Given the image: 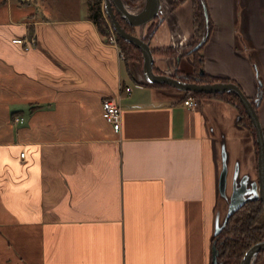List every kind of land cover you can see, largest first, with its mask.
Returning a JSON list of instances; mask_svg holds the SVG:
<instances>
[{"label":"crops","instance_id":"crops-1","mask_svg":"<svg viewBox=\"0 0 264 264\" xmlns=\"http://www.w3.org/2000/svg\"><path fill=\"white\" fill-rule=\"evenodd\" d=\"M172 1L160 0L161 19L131 26L148 36L155 74L181 70L177 56L155 50L186 49L195 39L193 1ZM75 2L84 3L80 12L52 16L38 0H0V264H211L215 217L226 205L221 143L229 180L236 161L254 178L252 131L224 98L146 82L141 51V60L121 57L87 0ZM204 3L209 37L197 53L204 71L251 99L261 87L264 131V0H239L236 22L234 0ZM14 37L35 42L24 50ZM118 94L116 132L101 102ZM188 94L196 106L183 104ZM230 129L252 143L254 159L241 156L244 143ZM255 264H264V253Z\"/></svg>","mask_w":264,"mask_h":264},{"label":"water","instance_id":"water-1","mask_svg":"<svg viewBox=\"0 0 264 264\" xmlns=\"http://www.w3.org/2000/svg\"><path fill=\"white\" fill-rule=\"evenodd\" d=\"M204 20L202 40L190 51H194L202 44L209 32V18L204 0H200ZM104 11L110 20L116 34L124 41L132 43L140 49L143 63V76L148 83H166L182 91L191 93H232L242 103L250 121L255 129L256 143L258 147L257 176L252 178L250 173H240L236 161L229 180L228 153L225 143H221L220 159L221 166L218 176L219 196L226 205L222 206L215 217L214 235H217L224 228L229 218L240 209L246 202L261 200L264 209V131L259 123L256 109L252 101L244 94L241 88L234 82L216 83H184L173 79L168 74H155L153 72V54L148 42L140 35L127 32L120 24L117 15L132 27L143 28L147 23L159 19L162 16L160 0H143L137 9L132 8L126 0H104ZM239 116H237L238 119ZM236 119V122H237ZM264 250V240L258 241L250 246L244 253L240 264H254L260 252ZM212 263L217 264L216 247H212Z\"/></svg>","mask_w":264,"mask_h":264},{"label":"trees","instance_id":"trees-1","mask_svg":"<svg viewBox=\"0 0 264 264\" xmlns=\"http://www.w3.org/2000/svg\"><path fill=\"white\" fill-rule=\"evenodd\" d=\"M130 2V0H126ZM137 0H132V2H136ZM184 0H173L172 5L176 6L183 2ZM193 1V25H194V40H198L201 37L203 30V15L200 6L199 0ZM89 6V14L92 21L97 26L98 30L101 32L103 36H106L108 33V24L102 12V0H87ZM123 23V28L132 33V27L128 25L124 20H121ZM210 25V23H209ZM118 42L121 46L124 55L127 59H138L141 60L140 50L135 47L132 43L124 41L122 38L118 36ZM156 52L166 53V51L160 50ZM199 53V51L193 53L194 54V62L197 67H201V57H198L195 54ZM167 54V53H166ZM207 81L217 80L215 77H211L207 75ZM228 80V79H227ZM198 97L205 96H219L224 98L228 102L233 105H236L238 108L241 117L240 122L244 121L249 129L252 131L253 135H255V130L253 125L250 123L249 118L242 107V104L239 98L232 93H223V94H208L202 92L193 93ZM262 95V89L259 87V96L258 99L250 100L254 103L255 109H257L258 102ZM255 147L257 148V144L255 143ZM264 239V214L261 210L260 202L250 201L247 203L245 207L241 210L235 212L228 220L224 228L217 235H214L212 238V243L216 247V255H217V264H240V261L246 252V250L252 246L254 243L261 241ZM211 264L212 261H211Z\"/></svg>","mask_w":264,"mask_h":264},{"label":"flooded vegetation","instance_id":"flooded-vegetation-1","mask_svg":"<svg viewBox=\"0 0 264 264\" xmlns=\"http://www.w3.org/2000/svg\"><path fill=\"white\" fill-rule=\"evenodd\" d=\"M131 2H132V0H130ZM185 1V0H184ZM200 1V0H199ZM136 2H138V0L136 1ZM201 6V5H200ZM202 10V9H201ZM117 18H118V20H119V22H120V24H121V26L123 25V23H122V21L121 20H123V19H121L118 15H117ZM156 19H158V17H156ZM159 23V22H158ZM158 23L156 22V24H154V25H152V28H153V26H154V29H156V27L158 26ZM123 27V26H122ZM150 30H151V27H150ZM132 31H133V28H132ZM151 32V31H150ZM155 32V31H154ZM202 33H203V30H202ZM148 35H149V33H148ZM208 37L209 36H207V38H206V40L202 43V44H200L199 46H198V48L196 49V50H194V51H191V52H188V51H190L193 47H195L198 43H200V41L202 40V34H201V37H200V39H198L197 41L196 40H194V42L191 44V45H189V46H187L186 47V49H182V50H180V49H176V48H174V49H165V51H166V53L169 55H172V56H177V59H181L182 57H188V56H191L192 55V57H193V59H194V54L193 53H195V52H197V51H199L204 45H205V42L208 40ZM148 36H146L145 37V39H144V41L145 42H148L149 43V41H148ZM152 51V50H151ZM197 54H195V56H196ZM198 57H201V60H202V62H203V56H200L199 54L197 55ZM202 62H201V64H202ZM192 71H190L189 73H184V72H182L181 70H174L172 73H170V74H168V75H170L173 79H176V80H178V81H181V82H184V83H196V84H205V83H216V82H223V83H225V82H231V81H229V80H227V79H223V78H216L215 77V79H217V80H214V81H207L208 80V78H207V73L204 71V68H203V65H201V67H197V65L195 64V62H194V60H193V63H192ZM209 76V75H208ZM164 84V83H163ZM166 84V83H165ZM164 84V85H165ZM166 85H168V84H166ZM238 85V84H237ZM170 86V85H169ZM239 86V85H238ZM174 89H177V88H175L174 87ZM177 90H179V89H177ZM180 91H182V90H180ZM182 92H184V93H190V92H188V91H182ZM194 93H196V92H194ZM209 94H223V93H209ZM258 96H259V93L257 94V96L255 97V98H252V100H256V99H258ZM250 99V98H249ZM261 99V98H260ZM242 104V103H241ZM253 105H254V103H253ZM236 106V105H235ZM242 107H243V105H242ZM243 109H244V107H243ZM245 110V109H244ZM246 112V111H245ZM247 114V113H246ZM238 122L240 123V124H243L245 127H247L248 129H249V127L246 125V124H244V121H242V122H240V117H241V114H240V112H239V114H238ZM248 116V115H247ZM249 118V117H248ZM249 121H250V118H249ZM250 123H251V121H250ZM252 124V123H251ZM255 130V129H254ZM253 138H254V142L256 143V134L255 135H253ZM255 143H254V153H255V158H256V164H257V158H258V147L256 148L255 147ZM257 144V143H256ZM252 201H256V202H260V205H261V210H262V212H263V214H264V209H263V203H262V201L261 200H252ZM248 202H250V201H248ZM248 202H246L240 209H238L237 211H239V210H241L243 207H245L246 205H247V203ZM236 211V212H237ZM264 240V239H263ZM262 241V240H261ZM262 253H264V250H262L261 252H260V254H262ZM260 254L258 255V257L257 258H259V256H260ZM257 260V259H256ZM255 264V263H254Z\"/></svg>","mask_w":264,"mask_h":264},{"label":"built area","instance_id":"built-area-1","mask_svg":"<svg viewBox=\"0 0 264 264\" xmlns=\"http://www.w3.org/2000/svg\"><path fill=\"white\" fill-rule=\"evenodd\" d=\"M105 16V15H104ZM106 17V16H105ZM107 24H108V33L105 38V42L111 46L116 47L119 50V54L121 57H124V52L119 45L118 42V35L116 34L114 28L112 27L109 19H106ZM12 43L18 44L22 46L24 50H27L32 43L35 42L34 37H30L29 39L24 38V37H14L12 38ZM124 92L129 94L131 92L130 86H125L123 88ZM183 104L188 106V107H194L198 104L197 98L193 94H188L184 99H183ZM101 112L103 118L113 126L114 130L116 132L120 131L121 127V104H120V95L118 94L117 96H108L105 99L102 100L101 102ZM15 122L19 123L23 120L22 117H15ZM23 156L24 153H21Z\"/></svg>","mask_w":264,"mask_h":264},{"label":"rangeland","instance_id":"rangeland-1","mask_svg":"<svg viewBox=\"0 0 264 264\" xmlns=\"http://www.w3.org/2000/svg\"><path fill=\"white\" fill-rule=\"evenodd\" d=\"M234 3H235L234 4V11H235L234 12V17H235L234 21L236 22L238 7H240L238 5L239 0H234ZM35 6H37L38 8L42 7L44 12H48L50 15L54 16V15H57V14H65V12L67 14V12H68L67 9L69 7H71L70 11H74L73 10L74 7H77L76 9L79 10V12H80V10H81L80 8H82L84 6V3H77V2H75V0H38V3L35 4ZM103 6H104V0H102V12L105 15L106 12L104 11ZM77 10H76V12H77ZM39 12H40L39 14H41V16H43V14L45 15V13H43L42 11H39ZM183 12L186 15V19L190 20L191 10H189L188 5H186V8L184 9ZM106 19H107V17H106ZM179 68L181 70H185V68H187V69H189L191 71L193 69L192 68V64L185 57H182L180 59V67ZM230 131H231V129H230ZM230 131H229V134H231ZM232 131H235V130L232 129ZM235 132L238 135V138H241L238 141V143H242V142L244 143L243 147L241 149L242 151L239 152V153H241V156H243L244 158L249 157L251 159H254V155L252 154V149H253L252 143H251V146L248 144L245 135L243 136L242 131L241 132L240 131H235ZM252 140L253 139L251 138V142H252ZM229 142L233 143L231 139H229ZM244 145H245V147H244Z\"/></svg>","mask_w":264,"mask_h":264}]
</instances>
